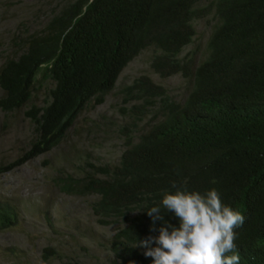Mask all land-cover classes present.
<instances>
[{
	"label": "trees",
	"instance_id": "1",
	"mask_svg": "<svg viewBox=\"0 0 264 264\" xmlns=\"http://www.w3.org/2000/svg\"><path fill=\"white\" fill-rule=\"evenodd\" d=\"M203 1L65 0L45 31L29 36L0 67V111L32 105L27 115L37 141L30 158L57 147L87 105L102 103L148 48L157 50L156 72L188 80L184 101L148 77L126 88L141 102L136 116L158 100V121L104 178L90 177L85 186L99 196V215L123 221L109 264H151L133 246L137 237L154 234L139 209L158 202L173 182L201 192L217 188L245 215L235 240L241 264H264V0ZM210 7L216 24L205 58L196 63L184 50ZM46 82L54 84L49 100L35 106V92ZM13 212L0 209V230L16 224Z\"/></svg>",
	"mask_w": 264,
	"mask_h": 264
},
{
	"label": "rangeland",
	"instance_id": "2",
	"mask_svg": "<svg viewBox=\"0 0 264 264\" xmlns=\"http://www.w3.org/2000/svg\"><path fill=\"white\" fill-rule=\"evenodd\" d=\"M64 1L0 0V67L17 56L29 36L45 31ZM213 11L210 7L206 17L196 21V38L184 50L196 63L207 54L216 24ZM155 54V48L140 53L102 103L90 102L62 142L34 158L30 149L37 135L27 115L32 105L0 111V209H12L17 216L15 225L0 230V264H109L116 259L114 241L123 221L99 215L94 207L99 196L85 186L90 177L104 178L129 144L158 121V100L136 116L134 106L141 102L127 94V87L148 77L175 100L187 97L188 80L156 72ZM53 87V82L38 87L33 104L45 105Z\"/></svg>",
	"mask_w": 264,
	"mask_h": 264
},
{
	"label": "clouds",
	"instance_id": "3",
	"mask_svg": "<svg viewBox=\"0 0 264 264\" xmlns=\"http://www.w3.org/2000/svg\"><path fill=\"white\" fill-rule=\"evenodd\" d=\"M139 210L150 218L154 234L137 237L133 246L142 248L151 264H241L235 240L245 215L217 188L201 192L173 182L158 202Z\"/></svg>",
	"mask_w": 264,
	"mask_h": 264
}]
</instances>
